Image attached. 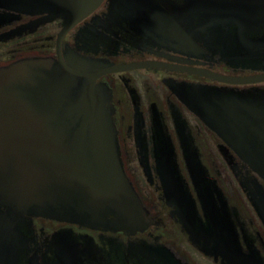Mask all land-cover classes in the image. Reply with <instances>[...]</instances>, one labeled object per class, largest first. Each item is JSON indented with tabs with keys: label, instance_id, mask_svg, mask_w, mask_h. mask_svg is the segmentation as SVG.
<instances>
[{
	"label": "flooded vegetation",
	"instance_id": "af4514ba",
	"mask_svg": "<svg viewBox=\"0 0 264 264\" xmlns=\"http://www.w3.org/2000/svg\"><path fill=\"white\" fill-rule=\"evenodd\" d=\"M262 111L264 0H0V264H264Z\"/></svg>",
	"mask_w": 264,
	"mask_h": 264
},
{
	"label": "rangeland",
	"instance_id": "374dc122",
	"mask_svg": "<svg viewBox=\"0 0 264 264\" xmlns=\"http://www.w3.org/2000/svg\"><path fill=\"white\" fill-rule=\"evenodd\" d=\"M81 102V101H79ZM32 120V119H31ZM31 120H29V122H31ZM44 117H38L37 118V122H33L31 125L26 126L28 131L27 133L34 136V137H38V135H41L42 137L45 138V143L43 145H40L36 148V150H31L30 151H25L23 153H19L18 157L15 158L16 161H18L20 164H25V162H29L31 163H36L38 162L37 166H30L28 167L29 172H38V176L37 177H47L48 174L49 176L52 175V168L50 165V162L55 160V159H59L60 155L65 157H69L67 155V153L63 150V147L61 145V143L59 142L58 139V135L55 134L53 135L50 131H48L47 127H46V123L44 121ZM40 125H41V133H40ZM94 144V142H93ZM102 146L103 150L106 149V147L108 146V143L106 140L100 141V143L95 144V146ZM76 167L78 168V170L84 174L85 176H92L95 177V174L97 172H95L92 164L90 162H88L84 156L78 157V158H74L72 161ZM109 158L108 161H105L106 166L108 167L109 165ZM98 165V164H97ZM101 166H103V164H100ZM104 167V166H103ZM67 169H61L57 171V175L61 176L62 178H69L70 174L69 172H67ZM23 177H25V174H23ZM36 177V175H35ZM31 180V179H29ZM76 188L81 189L83 186L81 184H74ZM59 192L55 193L53 191V193L55 194L54 197H58L57 195L62 196L63 195V189L59 188ZM37 196V195H36Z\"/></svg>",
	"mask_w": 264,
	"mask_h": 264
},
{
	"label": "water",
	"instance_id": "95a60500",
	"mask_svg": "<svg viewBox=\"0 0 264 264\" xmlns=\"http://www.w3.org/2000/svg\"><path fill=\"white\" fill-rule=\"evenodd\" d=\"M22 87L24 88V86H22ZM13 96L26 97L27 95L23 89L17 88V93L13 94ZM259 115L264 117V111L260 112ZM33 119L37 122V118H33ZM255 128L256 129H264V127L261 125H256ZM40 133H41V125H40ZM23 136H25V135L23 134ZM28 142H33L34 144H36V146L37 145L40 146V145H43L45 143V138L42 137L41 135H38V137H35V138L34 137L28 138ZM65 161H66V159L61 155H60L59 159L57 158V159L51 161L50 165H51V168L53 170L51 176H53V175L56 176L58 170L64 169V167H62L61 165H63ZM61 162H63V163L61 164Z\"/></svg>",
	"mask_w": 264,
	"mask_h": 264
}]
</instances>
